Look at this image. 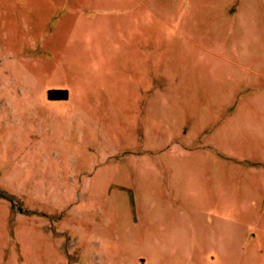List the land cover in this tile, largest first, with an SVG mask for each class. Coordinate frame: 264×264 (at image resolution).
Here are the masks:
<instances>
[{
  "label": "rangeland",
  "instance_id": "374dc122",
  "mask_svg": "<svg viewBox=\"0 0 264 264\" xmlns=\"http://www.w3.org/2000/svg\"><path fill=\"white\" fill-rule=\"evenodd\" d=\"M0 264H264V0H0Z\"/></svg>",
  "mask_w": 264,
  "mask_h": 264
},
{
  "label": "crops",
  "instance_id": "0c3cea01",
  "mask_svg": "<svg viewBox=\"0 0 264 264\" xmlns=\"http://www.w3.org/2000/svg\"><path fill=\"white\" fill-rule=\"evenodd\" d=\"M230 250L228 251V253H227V255H226V257H225V260H227L229 257H230Z\"/></svg>",
  "mask_w": 264,
  "mask_h": 264
}]
</instances>
